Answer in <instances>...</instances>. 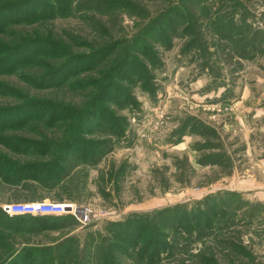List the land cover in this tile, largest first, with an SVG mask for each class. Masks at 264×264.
<instances>
[{"label":"rangeland","instance_id":"obj_1","mask_svg":"<svg viewBox=\"0 0 264 264\" xmlns=\"http://www.w3.org/2000/svg\"><path fill=\"white\" fill-rule=\"evenodd\" d=\"M8 1L13 0H0V6H5ZM37 1L44 5V18H50L42 25L29 24L27 22L30 21L26 20L11 27L27 30L32 39L51 38L65 41L72 46L69 48L70 53H82L87 49L78 47L79 43L75 40L92 42L94 39L113 38L116 41L130 39L132 42L171 3L174 5L180 0H129L134 6L137 4L141 10L144 9L146 17L140 14L143 13L140 9L131 5L126 9L117 7L109 13L88 9L83 12L76 10L66 17H61L58 13L57 16L53 15L54 18L51 14L58 11L61 0ZM237 1L240 6L235 10L236 17L240 20V15L244 13L251 29L258 27L264 30V0ZM68 2L71 3V0ZM52 4L54 13L51 12L52 8L47 9ZM228 4L225 3L226 6L220 9L221 13L231 6ZM184 5L190 18L183 26L178 27L176 36L171 35L168 42L163 43V40L157 41L150 33L149 40L143 41L146 45L139 46L138 52L133 53L130 49L133 53L132 62L129 66H120L119 73L116 71L113 75L117 77L109 85L114 101L100 103L93 110L91 108L93 117L96 113L97 116L101 113L102 119L106 117L105 123H108L100 124L102 128L99 129L100 126L94 125V122L87 131L89 133L83 135L82 139L86 144L104 142L105 147L102 150L95 155L85 154L83 159L86 163H79L70 170L68 176L61 178V183L55 189L40 188L33 181L19 180L20 184L12 186L0 180V207L15 203L51 201L74 204L88 210L85 218L66 214L65 217L52 221L31 219L13 223L8 227L0 223V246H5L0 250V262L9 254L12 256L8 262H12L17 261L16 256L22 254L26 258V252L43 251L45 248L51 249L47 256L52 257L61 245L74 248L76 256L78 251L92 248L106 240L118 244L119 240H113V234L118 233L125 241L131 240L128 245L124 241L127 250L125 249L126 256L122 254L121 260L127 264H143L147 259L150 260L153 250L157 249L156 244L149 247L150 239L147 236L152 233L157 234L159 242L164 244V248L160 249L159 259L151 258L154 259L152 264H192L195 260H187L186 256L189 254L185 255L184 250L196 254L207 247H214L219 264H228L221 245L215 242L213 232L226 237H239L242 246L250 250L258 262L264 260V201L256 200L251 191H243L245 188L239 185L253 170L247 168L246 164L236 163L238 159L245 158L242 137L235 135L230 128H222L223 123L231 121L229 115L224 114L229 109L230 100L240 95L239 84L249 81L251 71H255L250 67L259 64L255 62L259 57L240 59L227 45L224 48L223 44L215 46L216 38H212L208 29L202 31L200 28L201 38L206 41L205 52L202 53L195 46L191 47L193 35L191 37L187 29L192 25L191 20L198 17L200 6L196 7V4L192 5L188 1ZM204 6L212 14L218 7V0H208L204 2ZM87 18L101 24L108 31L106 35L100 37V32L91 28L95 24H90ZM17 19L18 17L10 18L8 22H15ZM23 19L19 17V20ZM7 26L9 25L5 23L4 28ZM124 48L126 47L118 45L111 55H101L99 63L104 64L98 70L115 66L122 55L128 52ZM143 52L154 59L155 65L146 60L147 56L142 55ZM62 60L63 58H59L58 62ZM139 62H143L144 66H138ZM82 64L80 67L77 64L72 65L70 70H81L85 66ZM136 72L141 74L139 78L146 75L143 83L134 75ZM87 75L99 77L96 72ZM0 79L24 86L14 75L1 76ZM28 91L36 98L57 104H52L58 107L50 109L49 112L50 116L54 114L53 118L49 122L47 117L14 125L19 127L8 134L33 144L47 139L51 143L48 145L50 147L64 146L62 143H66L64 141L68 138L63 131L66 129L56 128L64 123L63 118H67L64 117L65 111L59 108L64 109L67 106L83 110L94 97L91 89L72 91L64 86L50 91ZM124 94H128V97L125 98ZM18 102L14 98L0 96V104ZM70 122L68 124L74 126ZM204 125L207 130L201 128ZM53 148L55 147L50 150H54ZM0 151L5 152L2 146ZM9 155L15 161L30 160L18 153ZM90 155L95 159L93 163ZM220 190L223 192L219 193ZM227 191H235L238 196H229ZM215 196L219 197V205L224 203L220 212L229 221L216 223L212 233L205 229L204 233L208 236L199 238L194 228L197 225L203 228L206 220L215 222V218L221 215L213 210L214 205L211 207L209 204V209H206V203ZM238 201L242 206L235 208ZM225 203L231 204L226 206ZM234 209L237 210V216L230 215V210ZM249 212L254 215L250 223L249 218L243 216ZM170 216L177 220L182 219V223L167 227L160 222ZM186 219L191 222H186ZM131 224L134 225L133 229L129 228ZM122 226H128V230L135 233L143 232L133 237L132 233H122L123 228L119 229ZM222 226L226 229H217ZM174 231L185 236L190 233L192 236L185 241L183 248L176 249L174 255L170 256L171 250H174L171 240ZM137 252L143 254L141 261L135 259ZM234 261L238 262L236 258Z\"/></svg>","mask_w":264,"mask_h":264},{"label":"trees","instance_id":"obj_2","mask_svg":"<svg viewBox=\"0 0 264 264\" xmlns=\"http://www.w3.org/2000/svg\"><path fill=\"white\" fill-rule=\"evenodd\" d=\"M187 1L192 5L196 4V7L200 6L198 17H196V20H191L192 25L187 29L188 34L191 37L193 35L191 47L195 46V48L200 50L202 53L205 52L206 41L201 38V28L202 31L203 29H208V33L211 34L212 38H216V42L214 44L215 46H222L223 44L222 48H224V46L227 45L231 48V50H234L233 53L240 59H254L259 55H264V30L258 27L256 29H251L249 23L244 18V13L240 15V20L236 17L235 10L238 6H240V3L237 0H218V7L212 14L210 9L205 8L204 6V2H208V0H180L179 3L174 5L171 3L163 13L157 16L156 21L146 25V31L138 34L136 39L132 40V42L130 39H121L116 41L113 40V38H108L107 40H104V38H100V40L94 39L92 42H88L87 40L79 41L77 39L75 42L79 43L78 47L87 49L82 53H70L69 48L72 46L70 43L65 41L53 40L51 38H47V40L46 38L32 39L27 30L14 29L11 27L16 23L25 22L26 20L30 21L27 22L29 24L39 23L42 25L45 23V21L50 17L44 18L42 14L44 5L42 2L37 0H13L12 2L8 1L9 3L5 2L7 3L5 6H0V77L14 75L21 83L24 84L23 87H20L8 82L7 80L0 79V96L14 98L19 101L16 104H0V146H2L5 151L3 153L0 151V180H2L3 183L12 186L20 184L19 180L33 181L36 182L40 188H48L50 190L55 189L61 183V178L64 179L68 176L70 170L77 167L79 163H86L83 159L85 154L91 153L92 155H95L97 152L102 150L105 147L104 142L86 144L84 142L85 140L82 139L83 135L89 133L87 131L91 129L94 122V125L99 126L100 124L106 125L108 123H105L107 120L106 117L102 119L103 116L101 113H99V116H97L96 113V116L93 117V114H91L92 110L100 103H111L114 101L112 98L114 97L112 92L110 95L111 88L109 87V85L114 82V79L117 77L113 75L116 74V71L117 74L119 73L120 66H129L130 62L133 60V53L139 51V46L144 47L146 45L143 41L144 39L149 40L150 33H152V36L155 37L157 41L163 40V43L168 42L171 35L176 36L178 27L183 26L185 22H187V19L190 18V14L187 13L184 5ZM131 3L132 2L129 0H71V3H69L68 0H61L57 12H53L55 10L53 6L54 4H52V7H48L47 9L50 10V8H52L51 12L54 13L51 14L52 18H54L55 15L57 16L58 13L61 17H66L75 13L76 10L83 12L88 9L109 13L117 7L126 9L131 5L140 9L137 4L134 6ZM225 3H229L228 5L231 4V6H228L227 10L224 13H221L220 9L223 6H226ZM129 12L133 13V11ZM140 12H143L140 13L143 16H147L144 9H140ZM14 17H18L15 22H8L10 18L14 19ZM19 17H23L24 19L19 20ZM87 20L90 24H95L92 25L91 28L99 31L100 37H104V35H106L108 31L101 24H96V22L90 18H87ZM205 20H207V22H205ZM5 23L9 26L4 28ZM27 37H30V39ZM118 45L125 46L126 48H124V50L126 49L128 52L125 55H122V58L115 66L111 68L105 67L103 70H98V68L104 64V62L99 63V61H101L99 59L101 55H111V52H113L114 48ZM50 49H53V51H50ZM130 49L133 53L129 51ZM143 54L145 57L147 56V61L150 60L152 64L155 63L154 59L150 57L149 54L145 52H143L142 55ZM59 58H63V60L58 62ZM86 62L89 64H86ZM82 63H84L85 66H83L81 70H78L77 68L70 70L72 65L77 64V67H80L83 65ZM114 63L112 62V64ZM138 66L143 67L144 63L139 62ZM138 66L137 68H139ZM93 72L98 73L99 77H90L87 75ZM134 75L139 78L141 74L136 72ZM144 77L139 78L141 83H143ZM62 86H64V88L68 87L72 91L91 89L92 95H94L92 100L88 102L83 110H80L77 107L68 108L67 106H64V109L59 108L60 110L65 111L64 117H67L66 119L63 118L64 123L56 126L58 130L66 129L63 131H65L68 138L64 141L66 143H62L64 146L62 145L56 147L53 145L51 147H55L53 148L54 150H50L51 147L48 145L51 143H48L47 139L33 144L32 142H26L23 141L22 138L10 136V134H8L9 131L19 127L14 125L28 123L33 119L38 118L42 120L49 117L47 121L49 122L54 115L50 116V109L58 107L52 105L55 104L54 102L36 98L34 94L29 93L28 89H34L36 91H50L60 89ZM124 96L127 98L128 94H124ZM88 107L90 108L88 109ZM69 122L73 123L74 126L71 127V125L68 124ZM101 128L102 126H100L99 129ZM201 128L205 129L207 127L204 125L203 127L201 126ZM80 142L81 144L83 143L82 147ZM21 148L24 150H21ZM15 153L25 155L30 160L25 162L17 161V159L16 161L12 160L9 154ZM90 157L92 156L90 155ZM93 159L94 157L91 159L92 163L95 160ZM221 192L223 191L220 190L219 193ZM226 194L229 196H238L235 191H227ZM217 197L218 196L212 197L209 202L206 203V209H209V204L211 207L214 205L213 210H217V213L221 215L217 217L216 215H213L216 217L215 222L206 220L203 228H201L200 225H197V227L194 228V230L198 232L199 238L208 236L204 233L205 229L206 231L211 230L208 233H212L216 223L229 221L227 216L220 212L224 203L219 205L218 203L220 201ZM225 204L226 206H229L231 203ZM241 206L240 201L235 203V208H239ZM236 212L237 210L235 209L230 210V215L233 214L232 216H237ZM197 214L203 215V213ZM65 216L66 214L61 216L8 215L3 210V207H0V223H3L2 225L6 227L24 220L39 219L52 221L59 220ZM243 216L249 218V223L254 217L252 212L247 213V215L243 214ZM242 219L244 220L243 217ZM181 221L182 219L177 220L173 216L160 220V222L165 223L164 225L167 227H174V225L177 226V223H182ZM189 221V219H186V222ZM133 226L134 225L131 224L129 228L133 229ZM120 228H123V226L119 227V229ZM129 228L128 226L125 227L121 230V232L123 233L126 231L130 235L132 233L131 236L133 237L137 234L141 235L143 232L137 231L135 233L133 230H128ZM217 229L226 228H223L222 226L217 227ZM173 233L174 234L171 236V240L174 250L170 249V256L174 255L173 252L176 251V249L183 248L186 244L185 241L192 236L190 233L187 236L182 235L180 232L174 231ZM212 234H214L213 236L215 242L221 245V250L225 253L228 264H264V260L258 262L252 252L242 246V241L239 237H226V235L223 234L222 236L220 235L221 233L219 234L216 232H213ZM212 234L210 235L212 236ZM147 237L150 239L148 242L150 243L149 247L150 245L152 246L153 244H156L155 247L157 249L154 248L155 250H153V254L149 258L150 260L147 259L143 264H152L154 259L151 260V258L154 257L157 260L159 259L158 256H160V249L164 248V244L159 242V236L157 234L149 233ZM113 240H119L120 242H118V244H112L106 240L105 242L92 248H85L78 251L76 256L73 251L74 248L71 246L62 247L61 245L57 247V253L52 257L47 256L51 249L45 248L43 249L45 253H43V251H28L25 253V256L27 255L26 258H24L21 254L16 256L15 259H17V261L12 262H8V259L12 256V254H9L1 260L0 264H127L121 260L122 254L123 256H126L127 249L124 244L125 239L120 234L115 233L113 234ZM130 241L126 240L125 242L128 245L130 244ZM4 247L5 246H0V250ZM11 251L12 250H10V252ZM184 252L185 255L189 254L186 256L187 260L189 258L195 260V263L192 264H219L215 256L214 247L203 248L196 254L188 253L186 249ZM165 253L168 255V252ZM40 254L42 256H39ZM136 254V261H141L140 258L143 257V254L141 252H137ZM46 257L49 258L43 261ZM186 258L182 259V261L186 260ZM234 258L238 260L237 263L234 261ZM95 261L96 263H94Z\"/></svg>","mask_w":264,"mask_h":264},{"label":"crops","instance_id":"obj_3","mask_svg":"<svg viewBox=\"0 0 264 264\" xmlns=\"http://www.w3.org/2000/svg\"><path fill=\"white\" fill-rule=\"evenodd\" d=\"M258 57L255 62L259 64L250 67L255 71H251L249 81L239 84L240 95L230 100L227 112H222L231 119L229 123H223L222 128H230L235 135L242 137L245 158L236 163L246 164L253 170L239 185L245 188L243 191H251L256 200L264 201V55L255 58Z\"/></svg>","mask_w":264,"mask_h":264},{"label":"built area","instance_id":"obj_4","mask_svg":"<svg viewBox=\"0 0 264 264\" xmlns=\"http://www.w3.org/2000/svg\"><path fill=\"white\" fill-rule=\"evenodd\" d=\"M3 210L8 215H29V216H61L65 214L74 215L76 218H85L87 208L74 204L58 203L51 201L24 202L10 205H3Z\"/></svg>","mask_w":264,"mask_h":264}]
</instances>
